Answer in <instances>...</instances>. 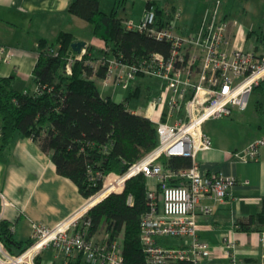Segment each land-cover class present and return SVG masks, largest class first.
<instances>
[{
	"label": "built area",
	"instance_id": "built-area-1",
	"mask_svg": "<svg viewBox=\"0 0 264 264\" xmlns=\"http://www.w3.org/2000/svg\"><path fill=\"white\" fill-rule=\"evenodd\" d=\"M222 5V0H215L198 31L190 35L177 32L175 26L158 27L156 8L148 7L139 23L129 20L125 27L169 44V56L156 53L135 63L117 58L87 63L94 74L101 65L108 63L106 78L102 80L104 88L128 91L139 77L165 82L161 94L150 101L145 111L147 118L158 125V148L123 175L104 177L98 174L105 180L102 191L108 185L116 188L108 196L122 193L127 181L139 174L158 181V190L148 191L150 210L141 224V241L148 264H207L214 250L198 234L197 210L208 196L217 201L229 198L238 182L235 177L223 174H204L198 160L200 153L212 147L204 125L210 120L232 117L235 110L247 111L252 95L264 82V58L245 50L243 27L223 18ZM175 17L180 20L182 12L178 10ZM231 25L238 28L236 33ZM53 53L57 55L55 50ZM86 54L87 47L68 59L66 71L69 75L73 74V65L83 61ZM13 57L12 49L0 46V61L10 62ZM262 147L264 139L254 141L245 150L243 160H258ZM163 156L190 158L193 164L174 172L163 165ZM172 180L179 183L171 185ZM2 198L9 205L4 195ZM89 204L53 228L34 224L32 245L19 255L10 253L0 241V264H38L39 256L49 248L64 254L63 264H74L76 256L89 264H124L122 238L110 241L106 236L97 241L88 237L91 220L86 218L94 207ZM202 211L211 213L207 207ZM165 239L180 240L182 245L160 244V240ZM223 246L227 264H246L238 256L236 237H225ZM261 264H264V255Z\"/></svg>",
	"mask_w": 264,
	"mask_h": 264
},
{
	"label": "trees",
	"instance_id": "trees-1",
	"mask_svg": "<svg viewBox=\"0 0 264 264\" xmlns=\"http://www.w3.org/2000/svg\"><path fill=\"white\" fill-rule=\"evenodd\" d=\"M119 5L120 0L106 14L99 0L71 3L69 13L89 23L94 37L107 46L106 50L87 47L83 61L73 65L72 75L67 73L66 65L78 54L73 48L76 40L73 34L61 33L54 42L40 41L33 89L19 91L13 77L0 78V151L9 149L17 138L35 140L50 155L58 173L71 179L86 199L103 190L105 180L98 177L99 173L104 177L123 175L160 145L156 123L132 113L127 101L117 102L102 95L99 81L106 78L108 63L101 65L96 74L87 64L113 58L135 63L156 53L169 56V44L125 27L118 16ZM151 6L156 8L158 27L168 26L161 5L151 2ZM263 88L264 82L256 90ZM161 162L174 172L193 164L185 157L163 156ZM148 191V179L139 174L127 181L122 193L111 194L87 214L86 219L91 220L89 238L102 231L110 241L122 238L124 264H148L141 241L142 220L150 210ZM263 227L264 202L259 214L239 222L236 229L254 232ZM0 241L15 255L32 245V241L17 242L6 221L0 224Z\"/></svg>",
	"mask_w": 264,
	"mask_h": 264
},
{
	"label": "crops",
	"instance_id": "crops-1",
	"mask_svg": "<svg viewBox=\"0 0 264 264\" xmlns=\"http://www.w3.org/2000/svg\"><path fill=\"white\" fill-rule=\"evenodd\" d=\"M73 1L75 0H0V46L14 51L10 62L0 61V78L13 77L14 87L19 91L33 89L32 79L40 56V41L54 42L61 33L73 34L76 42H84L87 47L96 50L107 49L103 40L94 37L89 23L69 13ZM99 1L101 10L106 14H110L118 3V0ZM138 1L120 0L117 11L124 24L129 20L139 23L149 3L157 2L165 10L163 19L165 22L169 21L168 26H175L176 31L183 35L189 34V27L177 25L178 23L174 22L178 21L173 15L174 11L171 12L167 6L163 7L160 1L140 0L142 8L139 14H136L131 6L133 4L134 7ZM122 6L124 15L120 16L119 8ZM104 8H109L110 11ZM223 18L235 22L229 19L226 12ZM231 26L232 31L236 33L238 28ZM244 31L246 38L243 45L245 50L249 51L248 45L254 31ZM257 40L258 43L264 44V35H258ZM258 51L259 48H256L255 52L259 55ZM259 56L264 58V55ZM146 78L151 77H139L131 90H124L127 95L123 101H127L130 111L134 114L147 118L145 111L150 101L159 96L163 89L137 110L130 108L134 100L142 97L144 91L152 92L153 86L145 82ZM99 83L101 88L102 81ZM263 89L258 90H261L264 96ZM258 102L259 110L250 111V99L247 111L240 112L231 119L210 120L204 125V132L212 140V147L198 156L201 170L206 175L223 174L235 177L238 181L229 198L217 201L208 196L201 201L197 210L198 234L201 239L209 242L214 250V256L207 264L228 263L223 240L229 236L236 237L238 256L246 264L262 262L264 227L262 231L254 232H239L236 229L239 222L259 214L264 202V147L259 150L258 160H243L245 150L254 141L264 139V99ZM148 190H158V181L148 180ZM2 195L6 197L9 205L4 203ZM90 201L91 199L83 197L79 187L71 179L58 173L50 155L43 152L35 140L17 138L9 149L0 151V224L3 221L10 224L17 242L32 241L34 224L53 228L85 208ZM92 206L94 205L89 204V207ZM205 207L211 209L210 214L203 213L202 209ZM106 236L100 232L94 239L101 241ZM160 244L180 247L182 241L165 239L160 240ZM78 262L89 264L81 256L75 257L74 263ZM37 263L63 264L64 254L49 248L39 256Z\"/></svg>",
	"mask_w": 264,
	"mask_h": 264
},
{
	"label": "rangeland",
	"instance_id": "rangeland-1",
	"mask_svg": "<svg viewBox=\"0 0 264 264\" xmlns=\"http://www.w3.org/2000/svg\"><path fill=\"white\" fill-rule=\"evenodd\" d=\"M156 1H160L163 7L164 6L169 7L168 9L171 12L174 11L173 15H175V12L178 10L182 12V18L178 21L174 20V22H177L178 23L177 25L179 24L187 25L189 27L188 35L192 34L193 31H195L200 27L202 19L205 16L208 8L210 7V4L214 3V0H156ZM222 2H223L221 9L222 15H224V13L226 12V14L229 16V19L231 21L238 22L240 25L244 27V29L247 32L254 31V34L252 33L253 37L250 39L248 45L249 51L255 52V49L259 48L258 51L259 55H264V44L257 42L258 35L260 36L264 35V0H222ZM131 8L136 12V14H139V11L142 8V4L140 0L137 3H135L134 7L132 4ZM104 10L110 11L109 8L108 9L104 8ZM119 10L121 12L120 16H123L124 15L123 6L120 7ZM145 82L150 83L153 86V90L152 92L144 91L140 99L134 100V102L130 105V108L132 110H137L140 105L146 103L151 97L161 92V89H164L165 86V82L162 80L146 78ZM101 92L103 96L112 97L117 102L123 101L127 95V93L121 88L105 89L101 86ZM262 99H264L263 92L261 90H256L251 97L250 111L253 112L259 110L260 107L258 105L259 103L258 101H261ZM238 114H240V112L238 110H235L234 115L232 117ZM232 117H227L225 119H231ZM99 194L100 193H98L97 195ZM101 234L106 235V232L102 231Z\"/></svg>",
	"mask_w": 264,
	"mask_h": 264
},
{
	"label": "bare ground",
	"instance_id": "bare-ground-1",
	"mask_svg": "<svg viewBox=\"0 0 264 264\" xmlns=\"http://www.w3.org/2000/svg\"><path fill=\"white\" fill-rule=\"evenodd\" d=\"M109 183H110V181H109ZM115 190H116V188H114L113 186L108 185V187L104 191H102L99 195H97L96 197H94L92 199L90 204L95 206L100 201H102L104 198H106L111 192H114Z\"/></svg>",
	"mask_w": 264,
	"mask_h": 264
},
{
	"label": "water",
	"instance_id": "water-1",
	"mask_svg": "<svg viewBox=\"0 0 264 264\" xmlns=\"http://www.w3.org/2000/svg\"><path fill=\"white\" fill-rule=\"evenodd\" d=\"M85 47H87V44L84 42H75L73 44V48L77 53H81Z\"/></svg>",
	"mask_w": 264,
	"mask_h": 264
}]
</instances>
